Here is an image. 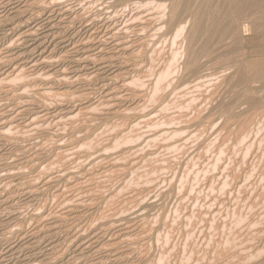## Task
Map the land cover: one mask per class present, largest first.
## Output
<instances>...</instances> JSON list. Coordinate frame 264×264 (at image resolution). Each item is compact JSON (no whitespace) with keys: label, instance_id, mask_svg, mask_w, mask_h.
I'll return each instance as SVG.
<instances>
[{"label":"bare ground","instance_id":"obj_1","mask_svg":"<svg viewBox=\"0 0 264 264\" xmlns=\"http://www.w3.org/2000/svg\"><path fill=\"white\" fill-rule=\"evenodd\" d=\"M88 7L93 8L90 9L95 11L93 13H88L91 12ZM247 35L259 38L264 37V0H0V264H127V260L131 259V255L135 251L139 253L142 249H145L144 247L139 251V248L144 245L138 248L140 244L137 243V238L134 239L138 237L137 235L141 237V234L145 231L143 229L146 225L144 227L142 226L143 228L141 227V220L143 217L134 212L128 216H125L126 214L123 216V213L130 209V205L133 204L135 207V204H138L140 200L138 197L139 195L135 196L138 198H122L123 200L120 202L119 200H121L120 197H122V195H120L119 199L116 193L117 199H119L118 204L116 203L114 205L112 203L113 205H109L107 202L114 191L121 187L119 183L120 186L117 185L119 187H117L116 190H112V184L118 183L122 178V180H124L125 177L127 178L128 173L135 170L132 169V166L141 160H138V158H130L131 160L129 162L126 161L127 165L123 163L120 164V161L128 160L131 154L136 153L138 147L135 141L138 135L134 139V136L138 134V132L135 135L132 134V140L134 139L137 145V147H133V144L131 145L133 142L130 139L131 135H126V133H128L126 132L127 126H132L136 123V125H138L139 121L146 116H144V114L143 117L140 116L142 112H144L143 110L141 111L140 108L143 107V101L146 100H143L145 95H143L141 91H138V89L134 90L130 86L134 83L136 84V82L139 83L140 86V82L142 83L144 79V75H142L144 68H141L143 65H141V63L146 61L144 65H149L154 59L153 56L157 54L156 45L166 41L170 42V44L174 43L176 46V48L174 47L175 50L171 48L172 53L169 52L171 53L170 57H168L169 55L167 56L173 66V70H171L172 68L170 66L171 73L172 71L177 72V79L172 87L173 90L189 87L191 89L195 88L198 91L199 87L208 86V84L211 85L213 84V80L220 79V82L217 83L218 85H213L212 91H207V96L204 94L206 99H210L208 100L210 104L211 101L215 103L217 97H221L218 99L219 101L215 104L212 103L210 106L209 116H207V114L202 117L198 116L194 120L192 117L191 120L193 121H189L191 122V125H189L190 127L188 126L185 129H192V132H194L196 131L195 128L202 125H210L212 121L210 117L216 115V111L220 109H229L227 115L223 117L225 121L233 116L235 117V115H242L246 111L257 110L259 105L262 104L263 106L264 103V56L255 58V56H250L248 54L249 52L246 49V43L249 41H247ZM168 46L170 48L171 45ZM151 50H153V53L155 52L152 56L150 55L153 58L152 60L148 57ZM158 55L157 57H160L161 53ZM167 57L165 55V59ZM155 59L157 58L155 57ZM162 59V62L165 61L164 58ZM165 64L166 62H164V65ZM154 65L150 66L154 68ZM160 66L159 68H161ZM154 70L152 69L151 72ZM224 71H228V73L223 74ZM156 72L159 73H156V77H158L154 82V88L156 87V82L159 86V81L165 79V77L168 79L170 74L168 67L167 69ZM149 73L147 72L148 75ZM147 74L145 77L147 76V78H153L155 80L156 77L153 76L154 74L151 73V78L148 77ZM22 79H25L26 82L19 84ZM168 81H166V83H168ZM15 82L18 83V86H15L16 88L13 87L14 85H11ZM163 82L165 83L164 80ZM150 84L153 85L151 82ZM165 84L163 86H165ZM152 85H150L151 88ZM146 86H148V84L145 85V87ZM31 87L34 90L29 93V95H26V90L29 88L32 90ZM134 87L135 85L133 88ZM161 88L160 86L156 91L158 89L161 90ZM148 89H150L149 86ZM148 89L147 92L149 91ZM169 89L168 87L165 90ZM173 90L171 89L170 91ZM145 92L144 94L147 93ZM161 92L163 93V89ZM178 92L180 93V91ZM159 93L160 92H158V97H160ZM147 94L150 95L149 92ZM152 95L150 98L148 97L149 100H151ZM164 97L165 96H163L162 100L166 102L165 99L168 95L165 99ZM169 97L171 99L170 95ZM197 98L199 100L198 96ZM159 99L156 101H159ZM202 99H204V97H202ZM161 101L159 107L164 103ZM166 104L168 105V103ZM243 105H246V108L240 110V107ZM157 107L156 105V108ZM152 108H155V106ZM137 110L141 111L140 115H138L139 112L137 113ZM150 111L153 112L152 110ZM259 111L262 110H258V112ZM145 113L147 114L146 111ZM261 113H263V111ZM219 114L220 117L223 116H221V113ZM149 115L150 112L147 116ZM244 116H246V114ZM250 116L253 117L251 114ZM247 117L248 116L245 118L248 119ZM245 118H242L243 121ZM75 119L80 120L78 121L80 125L77 127L73 126ZM217 119H219V117ZM113 121H121L119 123H122V121L125 122L122 124L126 125V127L124 125L126 131L123 130V126H121L122 129L119 128L120 125L118 124L119 127L116 129H121L120 135H122L123 138L129 136L125 139L129 138L130 140L128 139L123 143L129 141L130 144L125 143V146L129 144L131 148L128 145V148L125 149L124 146V149L116 152V154L108 155L105 153L108 152V148L110 149L112 147V145H109L108 141L111 144L114 139L111 140V138H109L110 140L107 139L108 141L104 139L108 144H104V142L103 147L99 146V148H92L93 146L91 143L93 142L90 143V141L93 140L91 138L96 132L99 131V134H102V131L100 132V127L106 124L110 125L109 123ZM181 121L182 120H180V122ZM245 121L244 122L247 123L248 120ZM146 122L148 121L146 120ZM150 123L153 124L152 122ZM70 124H72L73 127H71ZM183 124L186 125L185 122ZM183 124L182 127H185ZM68 125L71 128L68 129L66 137H63L61 135L63 133L60 132L66 129L64 126ZM139 125L136 127L134 126L135 130L132 129L133 126L128 129H132V132H136V128L142 126ZM145 125L148 126V124L144 122V126ZM175 125H177V123ZM241 125L239 126L240 130ZM110 126L112 127V125ZM115 127L116 126L112 127L114 128L112 129L113 131L109 130L116 135L119 132L114 133L116 130ZM157 127H159V124ZM105 128H108V126H105ZM193 128L195 129L194 131ZM163 129L164 128H162V130ZM142 130L146 131L144 129ZM186 132L187 131H185V133ZM15 133L21 135L29 134L28 142L25 143L24 140L27 139L22 138V136V142L15 138ZM104 133L106 134V132ZM104 133L102 135H104ZM108 133L110 132H107V134ZM124 133L126 136H123ZM97 134L98 133H96V135ZM163 134L165 133L163 132ZM13 135L14 138L12 137ZM108 136L110 135L108 134ZM111 136L114 135L111 134ZM171 136L173 137V135ZM49 137L55 139L54 147L52 146L53 148L51 150H49L47 146L45 147L47 149L43 147V141L48 140ZM140 137L142 136H139V138ZM144 137L145 136H143V138ZM239 137L242 136L240 135ZM95 138H97V136H95L94 139ZM117 139L118 141L124 140H119L120 137ZM49 141L51 142V138ZM93 141L100 142L98 138ZM179 141L177 140V142ZM153 143L155 146V142ZM174 143L176 142L174 141ZM172 144L173 143H171V145ZM97 145L94 146L97 147ZM171 145L167 144L165 146H170L171 148ZM179 145L182 144L179 143ZM183 145L181 148H185ZM200 145H202V143H200ZM121 146L118 147L121 148ZM176 146L180 147L178 144ZM82 147L84 148L81 151ZM85 147L87 149L91 147L89 149L93 150H85ZM167 147H165V149ZM116 148L117 147L114 149ZM120 148L117 149L119 150ZM79 149L81 152H79ZM162 149L163 148H161V150ZM152 150H154V148ZM148 151L150 153L152 152L149 149ZM174 151L175 150H172V153H174ZM167 152H169V150ZM144 153L146 154L148 152L146 151ZM154 153L155 152L151 153L152 156ZM148 154L146 155L148 156ZM156 155H154V157ZM66 159H70V161L73 160L70 162L73 164L82 161V165H80V167L77 165L78 167H76V164H71L72 167H70V163L67 162ZM159 159L161 160L162 158ZM174 159L176 158L174 157ZM100 162L105 163L104 166ZM154 162L155 164L157 163V161ZM177 162L178 161H176V163ZM96 163L102 164L103 167L95 171L96 166L94 165ZM149 163L151 164L152 162L150 161ZM165 163H167V161ZM173 164H175V162ZM73 166L75 167L73 168ZM93 166L95 167L94 171ZM146 166L148 167V165ZM150 166L151 167L148 168H152L154 171L153 168L155 166ZM142 167H145V165ZM169 167L170 166H168V169ZM133 168H137V166ZM170 170L172 169L170 168ZM157 171H160V169ZM165 171L163 170V172ZM111 175L122 178L117 180L118 178L115 177L113 181L116 182L113 183L112 180H110L113 179V177H109ZM177 175H179V173ZM138 177L139 175L137 178ZM108 178H110V181H106L112 184L110 183L111 191L110 189L109 191L106 189L108 192L106 193L104 188L107 184H103V180ZM175 179H177V176ZM98 180L102 182H98ZM149 180L153 181L154 178ZM121 183L123 184V181ZM141 183L143 182L141 181ZM150 184H153V182H150ZM107 186H109V184ZM128 186H130V184L126 187ZM124 188L123 186V191L126 189ZM144 188L147 187H143V189ZM140 189H138V191H143L142 187ZM175 190L177 191V189ZM145 191H147V189ZM151 192H153V189H151ZM134 193L136 195L138 192H135L134 189ZM144 193H140V195H144ZM149 194H151L150 191ZM149 194L147 192L146 195ZM201 197L203 198V196ZM113 198H115V196ZM110 199L112 200V197ZM111 202H113V200L110 201V203ZM204 204H206V202ZM138 205H136V208ZM155 207L156 205L150 202L139 207L138 210L141 211L146 208L151 210ZM196 209L198 210V207ZM146 221L145 224H147ZM135 223L136 225H134ZM157 227L160 226L158 225ZM154 228H152L153 231ZM153 231L151 230V232ZM148 235L151 234L148 233ZM151 236H153V238L156 237L155 235ZM132 237H134V242H132L133 240L130 241ZM146 237L149 238L147 234ZM146 237L144 240H146ZM138 242H140V240ZM153 242L151 244H153ZM137 244L138 246L136 248ZM149 248H151L150 244ZM154 253L153 251L151 255H154ZM175 253L177 254L178 252ZM147 254L151 257L150 253ZM136 255L138 254L136 253ZM169 255L170 257L176 256V258H178V255ZM139 256L140 257L137 256L136 261L134 259L133 261L138 264L147 262L145 256ZM253 259L255 260V258ZM250 261L253 262V260ZM129 262L131 263L132 260ZM257 264H264V259L260 262L257 261Z\"/></svg>","mask_w":264,"mask_h":264},{"label":"rangeland","instance_id":"obj_2","mask_svg":"<svg viewBox=\"0 0 264 264\" xmlns=\"http://www.w3.org/2000/svg\"><path fill=\"white\" fill-rule=\"evenodd\" d=\"M89 8V11L91 12H88V13H93L94 11L91 10L93 8L91 7H88ZM91 8V9H90ZM88 10V9H87ZM248 37V38H247ZM251 37V38H249ZM253 37V38H252ZM247 38V43H246V49L247 51L249 52L248 54L251 56H255L256 57H261V56H264V37H255V36H251V35H247L246 36ZM263 38V40H262ZM166 42V41H165ZM164 42V43H165ZM164 43H159V45H156L155 48L156 49V53L155 52L153 53L151 50V53L149 52L148 54V57L151 58V60L153 59L151 56L152 54H155L154 59L151 61V63H149V65H144L145 62L141 63L142 67L141 68H144L143 70V74L144 75V79L142 80V83L140 82V86H139V83L136 82V84H132V86H130L132 89L136 90L138 89V91H141L143 93L144 98L143 100V107L140 108V110L144 111L142 112L141 114V111L140 110H137V113L138 115L142 116L143 117V114L145 117L142 118V120H145V121H139L138 125L141 126L140 128L137 127L136 128V132H132L133 130H135L134 126H138V125H132V126H127L129 129L132 128L131 130H129L128 128L126 129V125L124 127V125L122 123H125L124 121H122V123H119L121 121H113L111 123H109L110 125H112V127L116 126L115 129L117 127H119L118 125H120L119 128H121V126L124 127L123 130H125L126 132V135L130 134L131 136V140H132V134H136L138 132V134H136L134 136V139L136 138V136L138 135V140L135 139V142L134 139L131 141V145L133 147H137V151L136 153H133L131 154V156H129V159L128 160H122L120 161V164L123 163L124 165L126 164V161H130L131 159H141L137 162V164H135L134 166H137V168H133L134 166H132V169H135L133 172H129L128 173V176L127 178L125 177V181L122 180L123 178L122 177H119V178H122L121 180H119L118 177H116L115 175H111L109 176L110 178L113 177V179H105L103 180V184H109V186H105L104 188V191L106 193L107 190L111 191V184L108 183V181L106 180H112V182H116V181H113L114 178H118L117 180L118 183L116 182V184H112V190H116L117 187H120L117 188L116 191H114V193L109 197V201L108 204L111 205L112 203L115 205L116 203L118 204V202H122L123 199L125 198H132V197H135V196H138L139 197V202L138 204L136 203L135 204V207L133 205H130V210L126 211L125 213H123V216H128L130 214H132L133 212L136 213V214H139L141 215L143 218L141 220V227L145 226L146 227L143 229L145 230L144 233L141 234V237L140 235H137L138 237H132L130 241L134 242V239L136 240H140V242L137 241L138 244H140L138 246V244L136 245V248L138 246V248L141 246V245H144L143 247L141 246L139 248V251L141 250V248H144L145 249H142L141 252L145 250V254L141 253V252H137L135 251L132 255H131V259L127 260V264H138L137 262H134L133 259L136 261L137 260V256L140 257L139 255H143V257L145 256L147 259V262H143V264H257V261H261L264 259V103H263V106L262 104L259 105L258 109L257 110H253V111H246L244 112L243 114L246 116H248L246 119L243 114L241 115H235V117H231L230 119L228 120H223L227 113H228V110L227 108H224L223 109H220L219 111H216V115H213L210 117V119L212 120L211 121V124L210 125H202L198 128H195L196 131H194L195 129L193 128V131L195 132H192V129H185L187 128L189 125H191L190 123L196 119V117L198 116H209V111H210V106L212 105V103H214L213 101H211V104H210V99H206L205 96H207L208 94V90L212 91L211 89L216 86L217 83L220 82V79H216V80H213V84L209 85L208 86H204V87H199V90L197 91L195 88L194 89H191L189 87H185V88H182L180 90H173V86H174V83L177 79V72H173L171 73V70H173V66H172V62L169 61V58L170 57V54L172 53V49H174V47L176 48L175 44L172 43L170 44V42H166L165 45ZM168 43V44H167ZM254 44V45H253ZM165 47H164V46ZM168 45H171L170 48ZM248 45V47H247ZM253 45V46H252ZM159 46V47H158ZM161 48L164 47V48ZM167 48V49H166ZM169 48V49H168ZM172 48V49H171ZM161 49V50H160ZM166 49V50H164ZM165 51V52H160V51ZM175 50V49H174ZM250 50V51H249ZM159 51V52H158ZM171 52V53H169ZM161 53L160 57H157L159 56L158 54ZM163 53V54H162ZM165 53V54H164ZM166 53H169V54H166ZM151 55V56H150ZM165 55H166V59H165ZM164 56V57H163ZM155 57L157 59H155ZM162 58H164L165 61L162 62ZM159 62H158V61ZM161 60V62H160ZM164 62H166V64L164 65ZM159 63V64H157ZM163 66H162V64ZM169 63V64H168ZM174 63V62H173ZM155 64V65H154ZM161 64V66H160ZM150 65H154V68L153 66H150ZM157 66V67H156ZM159 66L162 68H159ZM165 66V67H164ZM170 66H171V70H170ZM147 67V68H146ZM151 69H150V68ZM164 67V68H163ZM167 67L169 68V76L171 77V80H170V77L168 76V79H166L167 77H165V79H162L161 81H159V86H158V83L156 85L155 83V88H154V82L156 81L157 77L156 75L159 73V72H156V71H162L164 69H167ZM149 68V70H148ZM154 70L151 72V70ZM158 69V70H157ZM150 71V73H149ZM145 72L147 74V72L149 73L148 77H152L151 75L154 74L153 76L156 77L155 80L152 78V79H149L147 78V76L145 77ZM155 72V73H154ZM152 73V74H151ZM157 73V74H156ZM227 74L228 71H224L223 74ZM174 76V77H173ZM146 80V81H145ZM149 80V81H148ZM163 80L165 81H168V83H164ZM148 81V82H147ZM19 82V81H18ZM24 82H26L25 79H22V81L20 80V83L19 84H23ZM147 82V83H146ZM153 83L152 84H150ZM161 82V83H160ZM16 84V85H15ZM149 86L150 89H148V86L145 87V85ZM152 85V88L150 87V85ZM165 84V86H163ZM168 84V85H167ZM169 84H172V85H169ZM14 88H16L18 86V83H12L11 84ZM135 85V87L133 88V86ZM214 85V86H213ZM218 85V84H217ZM255 85V84H254ZM253 85V86H254ZM16 86V87H15ZM144 86V87H142ZM158 86V87H157ZM160 86L162 87L161 90H157L158 92H160V97H158V92L156 91L157 88H160ZM171 86V87H170ZM166 87V88H165ZM170 88L169 90H165L167 88ZM207 87V88H206ZM35 88V87H33ZM144 88V89H143ZM149 90V94L148 95L147 93V89ZM201 88V89H200ZM32 89V87H31ZM143 91H142V90ZM163 89V93L161 92ZM173 90V91H170V90ZM198 89V88H197ZM30 88L28 90H26L25 94L29 95V93H31L34 89L30 90ZM183 95L182 94V92ZM187 90V91H186ZM196 90V91H195ZM205 90V91H203ZM147 93H146V92ZM155 91V92H154ZM175 91V92H174ZM180 91V93L178 92ZM185 91V92H184ZM208 91V92H207ZM144 92L146 94H144ZM169 94H168V93ZM172 92V93H171ZM180 94V95H177L176 94ZM200 92V93H199ZM207 92V93H205ZM167 93V94H166ZM171 93V94H170ZM190 93V94H189ZM153 94V95H152ZM156 94V95H155ZM167 96L168 97L165 99L166 102H164L162 99H163V96ZM187 94V95H186ZM202 94V95H201ZM204 94H206L204 96ZM257 94V93H255ZM147 95V96H146ZM152 95V98L151 100L148 99V97L150 98ZM169 95L171 96V99L169 97ZM183 95V96H181ZM190 95V96H189ZM201 95V96H200ZM176 96V97H175ZM179 96V97H178ZM185 96V97H184ZM197 96L199 97V100L197 98ZM147 97V98H145ZM162 97V98H161ZM175 97V99H174ZM202 97H204V99H202ZM154 98V99H153ZM162 100H160V99ZM169 98V99H168ZM179 98V99H178ZM221 98L220 96L217 97V101H219L218 99ZM159 101H156L158 100ZM168 99V100H167ZM174 99V100H173ZM178 99V100H177ZM187 99V100H186ZM193 99V100H192ZM202 101H201V100ZM224 99V98H223ZM149 100V101H148ZM153 100H154V104L153 103ZM151 101V102H150ZM156 101V102H155ZM161 102H164L162 104V108L159 107V103ZM180 101V102H179ZM188 101V102H187ZM190 101V102H189ZM146 102V103H144ZM150 102V103H149ZM158 102V104H157ZM215 102V103H216ZM148 103H149V107L147 109V106H148ZM168 103V105L166 104ZM170 103V104H169ZM186 103V104H185ZM204 103V104H203ZM214 103V104H215ZM202 104V105H201ZM213 104V105H214ZM156 105L158 106L156 108ZM167 105V106H166ZM179 105V106H178ZM193 105V106H192ZM155 106V108H152V107ZM166 106V108H165ZM196 106V107H195ZM198 106V107H197ZM262 107V108H261ZM146 108V110H145ZM160 108H161V111H160ZM165 108V109H164ZM204 108V109H203ZM241 108V109H240ZM239 109L240 110H243V108H246V105H243L242 107H240ZM159 109V110H158ZM164 109V110H163ZM197 109V110H196ZM199 109V110H198ZM203 113H201V111ZM206 109V110H205ZM150 110H152L153 112H151ZM191 110V111H190ZM223 110V111H222ZM258 110H262L263 113H261L262 111H259ZM145 111L147 112V114L145 113ZM159 113H157V112ZM167 111V112H166ZM200 111V112H198ZM257 111V112H256ZM99 112V110H98ZM150 112V115L147 116ZM176 112V113H175ZM185 112V113H184ZM208 112V113H207ZM221 113V116L220 117V114ZM225 112V113H224ZM252 112V113H250ZM136 113V114H137ZM153 113V114H152ZM157 115H156V114ZM166 113V114H165ZM184 113V114H183ZM196 113V114H195ZM155 114V115H154ZM248 114V115H247ZM253 115L252 116H250ZM132 115V114H131ZM160 115V116H159ZM168 115V116H167ZM196 115V116H195ZM258 115V116H257ZM260 115V116H259ZM152 116V117H151ZM183 116H184V119H183ZM250 116V118H249ZM149 117V118H148ZM157 117V118H156ZM166 117V118H165ZM179 119H178V118ZM193 117V120H191ZM219 117V119H217ZM147 118V119H146ZM152 118V120H151ZM181 118V119H180ZM242 118H245V120H248L247 123H245L243 121ZM256 120H255V119ZM75 119V123H74V127H77L78 125H80V123L78 121L80 120H77ZM146 120L148 122H146ZM150 120V121H149ZM180 120H182L180 122ZM186 120V121H185ZM188 120V121H187ZM191 120V122H189ZM225 121V122H224ZM243 121V123H242ZM252 121V122H251ZM255 121V122H253ZM257 121V122H256ZM259 121V122H258ZM77 122V123H76ZM144 122L145 124H148V126H144ZM150 122H152L153 124H151ZM172 122V123H171ZM185 122L186 125H184L183 123ZM189 122V123H188ZM214 122V123H213ZM224 122V123H223ZM241 122V124H240ZM249 122V123H248ZM251 122V123H250ZM79 123V124H78ZM114 123V124H113ZM155 123V124H154ZM177 123V125L175 124ZM245 123V124H244ZM73 124V123H72ZM72 124H70L71 127ZM118 124V125H117ZM159 124V127H157ZM182 124L183 126L185 127H182ZM188 124V125H187ZM248 124V126H247ZM251 124V125H250ZM76 125V126H75ZM110 125L106 124V125H103V127H100V132L103 134L104 132H110L108 133L110 136H108V134L106 135L104 133V135L102 134H99V131L96 132L98 133L96 135V133L94 134V136L91 138L93 140H96L98 138V141H90L93 142L91 143V146L92 148H99V146H102L104 144H108L109 145H112V147L109 150L107 149V153L105 154H116V152L118 151H121L124 149V146H125V143H129L128 142H125L123 143L124 141H127L128 139H125L129 136H126L125 133L123 134V136L125 135L126 137H122V135H120V132H121V129H116L114 131V133L116 132H119L117 133L116 136L115 134H113L111 131H113L112 128ZM157 125V126H156ZM179 125V126H178ZM226 125V126H225ZM241 125V130H240V126ZM246 125V126H245ZM69 125L68 126H64V128H66L65 130L61 131L60 133H63L61 134L63 137H66V134H68V129H70ZM105 126L108 128H105ZM144 126V127H143ZM154 128H153V127ZM165 126V127H164ZM245 128H244V127ZM143 127V128H142ZM146 127V129H145ZM190 127V126H189ZM202 127V128H201ZM212 127V128H211ZM226 127V129H225ZM239 127V128H238ZM146 130V131H143L142 129ZM152 128V129H150ZM162 128H164L162 130ZM238 128V129H237ZM244 128V129H243ZM262 128V129H261ZM107 131H105V130ZM111 131H110V130ZM140 129V130H139ZM149 129H150V133H149ZM182 129V130H181ZM210 129V130H209ZM218 129V130H217ZM243 129V130H242ZM67 130V131H66ZM109 130V131H108ZM152 130V131H151ZM171 130V131H170ZM181 130V131H180ZM216 130V131H215ZM258 130V131H257ZM67 133H66V132ZM131 133H130V132ZM143 131V132H142ZM148 131V132H147ZM162 131V132H161ZM165 131H168V132H165ZM184 131V132H183ZM185 131H187L185 133ZM140 132V133H139ZM142 132V134H141ZM147 132V133H146ZM152 132V133H151ZM163 132L166 134H163ZM179 132V133H178ZM182 132V133H181ZM190 132V133H189ZM198 134H197V133ZM20 133V132H19ZM144 133V134H143ZM158 133V134H157ZM160 133V134H159ZM173 135V137L170 135ZM174 133V134H173ZM186 135H185V134ZM239 133V134H238ZM13 134V133H12ZM11 134V135H12ZM114 135V136H111ZM147 134V135H146ZM163 134V135H162ZM191 134V135H189ZM228 134V135H227ZM230 134V135H229ZM237 134V135H236ZM10 135V137H11ZM15 138L21 140V136L22 138H25L27 140H24V142H28V135L29 134H18V133H15ZM14 135L12 136L14 138ZM103 137H102V136ZM149 135V136H148ZM154 137H153V136ZM175 135V136H174ZM183 135V136H181ZM210 135V136H209ZM214 135V136H213ZM242 136V137H239V136ZM25 136V137H24ZM97 136V138L94 139V137ZM99 136V137H98ZM139 136H142L139 138ZM143 136H145V140L143 138ZM186 137L185 139L184 138H180V137ZM220 136V137H219ZM260 136V137H259ZM105 137V138H104ZM107 137V138H106ZM116 137V138H114ZM119 140L121 139H124L123 141H118L117 138H119ZM149 137V138H148ZM180 141H179V139ZM188 137V138H187ZM51 138V142L49 141ZM103 138V139H101ZM109 138L114 139L112 140L113 142H110L108 140H110ZM148 138V140H147ZM158 140H157V139ZM179 142H177V140ZM194 140H193V139ZM197 138V140H196ZM217 138V139H216ZM233 138V139H232ZM239 138V139H238ZM107 140V141H104ZM116 139V141H115ZM129 139V140H130ZM142 139V140H141ZM173 139V140H172ZM191 139V140H190ZM54 138L52 137H49L48 140H45L43 141V147L44 149H47L45 148L46 146L49 147V150H51L53 147H54ZM141 140V141H140ZM165 140V141H164ZM182 140V141H181ZM186 143H185V141ZM213 140V141H212ZM220 140V141H219ZM223 140V141H222ZM240 140V141H239ZM103 141V142H102ZM140 141V142H138ZM144 141V142H143ZM164 141V143H163ZM172 141V142H171ZM174 141L176 143H174ZM184 141V142H183ZM237 141V142H236ZM48 142V143H47ZM105 142V143H104ZM116 144H115V143ZM122 142V144H121ZM143 142V143H142ZM151 142V143H150ZM155 142V146H159L158 148L154 146V143ZM161 144H160V143ZM167 142V143H166ZM170 144H169V143ZM191 142V143H190ZM222 142V143H221ZM95 143V144H94ZM98 145H97V144ZM102 145H101V144ZM104 143V144H103ZM120 143V145H119ZM137 145H136V144ZM141 143V144H140ZM166 143V144H165ZM171 143H173V147L171 145ZM179 143H181L183 146H185V148H181L182 145H179ZM197 143V144H196ZM200 143H202V145H200ZM219 143V144H218ZM225 143V144H224ZM235 143V144H234ZM239 143V144H238ZM46 144V145H45ZM100 144V145H99ZM115 144V145H114ZM130 144V143H129ZM128 144V145H129ZM136 146H135V145ZM140 144V145H139ZM151 144V145H150ZM171 145V148L170 146H165V145ZM178 144V146L180 147H177L176 145ZM45 145V146H44ZM94 145H97L94 146ZM109 145H105V146H109ZM122 145V146H121ZM127 145V146H128ZM131 145H129V147L131 148ZM145 145V146H144ZM150 145V146H149ZM187 145V146H186ZM192 145V146H191ZM217 145V146H216ZM53 146V147H52ZM118 146H121L118 147ZM127 146H125V149L128 148ZM154 146V147H153ZM163 146V147H162ZM197 146V147H196ZM248 146V147H247ZM91 147H88L91 148ZM115 147L117 148H120L119 150L117 149H114ZM147 147V148H146ZM149 147V148H148ZM152 147V148H151ZM163 148L161 150V148ZM165 147H167L165 149ZM201 147V148H200ZM216 147V149H215ZM84 147L81 148V151L83 150ZM139 148V149H138ZM143 148V149H142ZM151 148V149H150ZM154 148V150H152ZM169 148V149H168ZM178 148V149H176ZM219 148V149H218ZM86 147H85V150H88ZM149 150H151L152 152H155L154 155H156L154 157V155L152 156V152L150 153ZM160 149V150H159ZM169 152H167L168 150ZM175 150L174 153H172V150ZM237 149V150H236ZM90 150V149H89ZM93 150V149H92ZM90 150V151H92ZM115 152H114V151ZM140 150V151H138ZM182 150V151H180ZM193 150V151H192ZM250 150V151H249ZM80 149H79V152H81ZM142 151V152H141ZM148 152L146 154H148V156L144 153V152ZM178 151V152H177ZM114 152V153H112ZM157 152V153H156ZM163 152V153H162ZM180 152V153H179ZM214 152V153H213ZM236 152V153H235ZM248 152V153H247ZM251 152V153H250ZM256 154H255V153ZM144 153V154H143ZM172 153V154H171ZM177 153V154H176ZM179 153V154H178ZM199 155L197 156L196 155ZM208 153V154H207ZM136 154V156H135ZM142 156H146V157H142ZM164 154V156H163ZM181 154V155H180ZM186 154V155H185ZM210 154V155H209ZM250 154V155H249ZM254 154V155H253ZM140 155V156H139ZM173 155V156H172ZM175 155V156H174ZM202 155V156H201ZM139 156V157H138ZM153 158H152V157ZM159 156V157H158ZM184 156V157H183ZM194 156V157H193ZM209 156V157H208ZM256 156V157H254ZM133 157V158H132ZM142 157V158H141ZM158 157V158H157ZM170 157V158H169ZM173 157V158H172ZM174 157L176 159H174ZM181 157V158H180ZM196 157V158H195ZM198 157V158H197ZM208 157V158H207ZM222 157V158H221ZM131 158V159H130ZM145 158V159H144ZM156 160H155V159ZM159 158H162L161 160ZM213 160H212V159ZM143 159V160H142ZM149 159V160H148ZM154 159V160H152ZM171 159V160H169ZM186 159V160H185ZM200 159V160H199ZM207 159V160H206ZM231 159V160H230ZM159 160V161H158ZM175 160V161H174ZM204 160V161H203ZM67 162H72L73 160L70 161V159H66ZM145 161V162H144ZM148 161V163H147ZM152 162L151 164L149 162ZM154 161H157V163L155 164ZM160 161H163V162H160ZM167 161V163H165ZM173 161V162H172ZM176 161H178L176 163ZM197 161V162H196ZM199 161V162H198ZM141 162V163H140ZM171 162V163H170ZM175 162V164H173ZM103 164V162H100ZM140 163V164H138ZM145 163V164H144ZM170 163V165H169ZM192 163V164H191ZM199 163V164H198ZM75 165L76 167H80V165H82V161H80V163L76 162L75 164L73 163H70V167H72V165ZM97 164V165H96ZM94 166H96V168L93 166V171H94V168H95V171H97L98 169H100L102 166V164H99V163H96ZM122 164V165H123ZM161 164V166H160ZM163 164V165H162ZM168 164V165H167ZM199 166H197V165ZM78 165V166H77ZM100 167H99V166ZM127 165V164H126ZM139 165V167H138ZM143 165H145V167H142ZM146 165H148V167H151L150 165H153L155 166L153 169L154 171L152 170V168H148ZM159 165V166H157ZM166 165V167H165ZM175 165V166H174ZM69 166V165H68ZM73 166V168L75 167ZM98 166V168H97ZM152 166V167H153ZM168 166L169 169H168ZM173 168H172V167ZM190 166V167H189ZM197 166V167H196ZM140 167H142L141 169H139ZM160 167V168H158ZM165 167V168H163ZM178 167V168H177ZM181 167V168H179ZM218 167V169H217ZM158 168V169H157ZM167 170L165 172H163V170ZM170 168L173 170H170ZM212 168V169H210ZM214 168V169H213ZM97 169V170H96ZM151 171H150V170ZM162 171H157L159 170ZM145 170V171H144ZM169 170V171H168ZM178 170V171H177ZM190 170V171H189ZM138 171V172H136ZM144 171V172H143ZM148 171V172H146ZM195 171V172H194ZM202 171V172H201ZM158 172V173H156ZM168 172V173H167ZM175 172H176V175H175ZM184 172V173H183ZM214 172V173H213ZM137 173V175H136ZM140 173V174H139ZM173 173V174H172ZM179 173V175H177ZM192 173V174H191ZM149 174V175H148ZM158 174V175H157ZM132 175V176H130ZM139 175V177L137 178V176ZM143 175V176H142ZM146 175V176H145ZM157 175V177H156ZM170 175V176H168ZM199 175V176H197ZM145 176V177H144ZM177 176V179H175V177ZM184 176V177H183ZM224 176V177H223ZM133 178V181H132V178ZM143 177V179H142ZM166 177H169V178H166ZM183 177V178H182ZM210 177V178H209ZM131 178V179H130ZM136 178H137V181H136ZM146 178V179H144ZM153 179L154 180H149V179ZM181 178V179H180ZM195 178V179H194ZM198 178V179H197ZM209 178V179H208ZM227 178V179H226ZM130 182H129V180ZM135 179V180H134ZM148 179V180H147ZM214 179V180H213ZM219 179V180H218ZM109 180V181H110ZM116 180V179H115ZM192 180V181H191ZM195 180V181H194ZM123 181V184L121 183ZM136 181V182H135ZM141 181L143 183H141ZM148 181V182H147ZM153 184H150V182ZM182 181V182H181ZM206 181V182H205ZM216 181V182H215ZM98 182H102L101 180ZM156 182V183H155ZM160 182V183H159ZM202 182V184H201ZM120 183V185H119ZM138 183V184H137ZM140 183V184H139ZM148 183V184H146ZM159 183V184H158ZM185 183V184H184ZM195 183V184H194ZM216 183V184H215ZM129 185L128 187H126L125 185ZM133 184V185H131ZM137 184V185H136ZM156 184V185H155ZM161 184V185H160ZM119 185V186H117ZM126 188H124L126 191L128 189V191L126 192L125 190L123 191V186ZM137 187H136V186ZM149 187H148V186ZM153 185V186H152ZM158 185V186H157ZM171 185V186H170ZM192 185V186H191ZM204 185V186H203ZM133 186V187H132ZM152 186V188H151ZM156 186V187H155ZM189 186V187H188ZM212 186V187H211ZM214 186V187H213ZM109 187V188H107ZM142 187V190L143 191H138V189H140ZM143 187H147V188H144ZM155 187V189H154ZM158 187V188H157ZM166 187V188H165ZM176 187V188H175ZM188 187V188H187ZM203 187V189H202ZM208 189H207V188ZM122 188V189H121ZM132 190H131V189ZM107 189V190H106ZM119 189V190H118ZM134 189H135V192H138L134 193ZM137 189V190H136ZM147 189V191H145ZM151 189H153V192H151ZM170 189V190H169ZM177 189V191L175 190ZM185 189V190H184ZM187 189V190H186ZM131 192H130V191ZM141 190V189H140ZM155 190V191H154ZM169 190V191H168ZM207 190V191H206ZM118 191V192H117ZM122 191V192H121ZM149 191L151 194H149ZM164 191V192H163ZM171 191V192H170ZM184 193H183V192ZM113 192V191H112ZM145 192V193H144ZM148 192L149 195H146ZM155 192V193H154ZM162 192V193H161ZM198 192V193H197ZM111 193V192H109ZM118 195V198L120 197V195H122L121 200L117 199V195ZM120 193V194H119ZM123 193V194H122ZM132 195H130V194ZM140 193H144L140 195ZM169 193V194H168ZM175 193V194H174ZM187 193V194H186ZM202 193V194H201ZM206 193V194H205ZM126 194V195H125ZM129 194V195H128ZM134 194V196H133ZM168 194V195H167ZM183 194V195H181ZM193 194V195H192ZM143 195V196H142ZM146 195V196H145ZM163 195V196H162ZM167 195V196H166ZM181 195V196H180ZM115 196V198H113ZM131 196V197H130ZM141 196V198H140ZM162 196V197H161ZM203 196V198L201 197ZM112 197V200L113 202L110 203V201H112L110 198ZM138 197H135V198H138ZM147 197V198H146ZM165 197V198H164ZM123 198V199H122ZM116 199V200H115ZM115 200V201H114ZM119 200V201H118ZM186 200V201H185ZM199 200V201H198ZM117 201V202H116ZM209 201V202H208ZM150 202H153L156 207L153 209H149V208H146L145 210L142 209L141 211L138 210L139 207H142L144 205H146L147 203H150ZM196 202V203H195ZM206 202V204H204ZM175 203V204H174ZM194 203V204H193ZM112 204V205H113ZM162 204V205H161ZM167 204V205H166ZM187 204V205H186ZM189 204V205H188ZM108 205V206H109ZM136 205L137 208H136ZM170 205V207H169ZM195 205V206H194ZM163 207V208H162ZM172 207V208H171ZM191 207V208H190ZM198 207V210L196 209ZM135 208V209H134ZM236 208V210H235ZM167 209V210H166ZM194 209V210H193ZM204 209V210H203ZM165 210V212H164ZM171 212H170V211ZM200 210V211H199ZM203 210V211H202ZM135 211H138V212H135ZM140 211V212H139ZM143 211V212H142ZM162 211V212H161ZM201 212V213H200ZM203 212V213H202ZM206 212V213H204ZM237 212V213H236ZM146 213V214H145ZM196 213V214H195ZM144 214V216H143ZM203 214V215H202ZM210 214V216H209ZM158 215V216H157ZM208 215V216H207ZM213 215V216H212ZM218 215V217H217ZM161 216V217H160ZM169 216V217H168ZM176 216V218H175ZM198 217V218H197ZM148 218V219H147ZM203 218V219H202ZM205 218V219H204ZM207 218V220H206ZM211 220H210V219ZM158 219V220H157ZM164 219V220H163ZM173 219V220H172ZM175 219V220H174ZM198 219V220H197ZM147 220V221H146ZM150 220V221H149ZM161 220V221H160ZM224 220V221H223ZM145 221L147 224H145ZM153 221V222H152ZM157 221V222H156ZM166 221V222H165ZM168 221V222H167ZM212 221V222H211ZM214 221V222H213ZM226 221V222H225ZM178 222V223H176ZM207 222V223H206ZM164 223V225H163ZM166 223V225H165ZM193 223V224H192ZM205 223V224H204ZM210 223V224H209ZM240 223V224H239ZM138 224V223H137ZM160 227H157L158 225ZM203 226H202V225ZM136 225V223L134 224ZM148 225V227H147ZM218 225V226H217ZM228 225V226H227ZM181 226V227H180ZM191 226V227H190ZM198 226V227H196ZM142 227V228H143ZM154 228V231L152 228ZM176 227V229H175ZM178 227V229H177ZM180 227V229H179ZM194 227V228H193ZM203 227V228H202ZM208 227V228H207ZM217 227V228H216ZM221 227V228H220ZM147 228V230H146ZM159 228V229H158ZM200 228V229H199ZM206 228V229H205ZM223 228V229H222ZM151 229L153 232H151ZM156 229V230H155ZM168 229V230H167ZM183 229V230H182ZM175 230V231H174ZM177 230V231H176ZM180 230V231H179ZM182 230V231H181ZM197 230V231H196ZM213 232H212V231ZM147 231V233H146ZM221 231V232H220ZM158 232V233H157ZM185 232V233H184ZM189 232V233H188ZM204 232V233H203ZM208 232V233H207ZM212 232V233H211ZM225 232V233H224ZM148 233H150L151 235H155L153 238V236L151 235H148ZM187 233V235H186ZM200 233V234H199ZM222 233V234H221ZM224 233V234H223ZM145 234V235H144ZM146 234L149 238L146 237ZM192 234V235H191ZM196 234V236H195ZM199 234V235H198ZM221 234V235H220ZM143 235V236H142ZM202 235V236H200ZM172 236V237H171ZM186 236V237H184ZM193 236V237H192ZM221 238H220V237ZM144 237V238H143ZM146 237V240H144ZM201 237V238H200ZM134 238V239H133ZM194 238V239H193ZM200 238V239H199ZM205 238V239H204ZM219 238V239H218ZM227 238V239H226ZM142 239V240H141ZM149 241H148V240ZM152 239V240H151ZM190 239V240H189ZM197 239V240H196ZM177 240V241H176ZM185 240V241H184ZM189 240V241H188ZM193 240V242H192ZM216 240V241H215ZM227 240V241H226ZM147 241V242H146ZM151 241V242H150ZM154 241V242H153ZM179 241V242H178ZM195 241V242H194ZM200 241V242H199ZM226 241V242H225ZM145 242V243H144ZM153 242V244H151ZM176 242V243H175ZM220 242V243H219ZM180 243V245H179ZM189 243V244H188ZM198 243V244H197ZM146 244V245H145ZM148 244V245H147ZM149 244L151 246V248H149ZM156 244V245H155ZM207 244V245H206ZM226 244V245H225ZM231 244V245H230ZM177 245V246H176ZM191 245V246H190ZM225 245V246H224ZM135 246V245H134ZM147 246V247H146ZM153 246V247H152ZM188 246V247H187ZM197 246V247H196ZM224 246V247H223ZM230 246V247H229ZM234 246V247H233ZM177 247V248H176ZM192 247V248H191ZM228 247V248H227ZM233 247V248H232ZM259 247V248H258ZM189 248V249H188ZM230 248V249H229ZM258 248V249H257ZM149 251H147V250ZM152 249V250H151ZM187 249V250H186ZM138 250V249H136ZM196 250V251H195ZM257 250V251H256ZM259 250V251H258ZM261 250V251H260ZM153 251L155 252L154 255H151L153 253ZM181 251V252H180ZM193 253H192V252ZM195 251V252H194ZM152 252V253H151ZM175 252H178L177 254ZM136 253L138 255H136ZM147 253H150L151 257L149 256V254ZM190 253V254H189ZM178 255L176 258V256H172L170 257V255ZM210 254V255H209ZM227 254V255H226ZM135 255H136V258H135ZM162 255V257H161ZM251 255V256H250ZM133 256V258H132ZM155 256V257H154ZM190 256V258H189ZM182 257V258H181ZM209 257V258H207ZM151 258V260H150ZM155 258V259H154ZM176 259V262H175V259ZM189 258V259H188ZM193 258V259H192ZM196 258V259H195ZM255 258V260L253 259ZM263 258V259H262ZM173 259V260H172ZM178 259V260H177ZM182 259V260H181ZM213 259V260H212ZM223 259V260H222ZM258 259V260H257ZM132 262L130 263L129 261ZM145 260V261H146ZM180 260V262H179ZM190 260V261H189ZM250 260H253L250 261ZM151 261V262H150ZM153 261V262H152ZM171 261V262H170ZM220 261V262H219ZM246 262V263H245Z\"/></svg>","mask_w":264,"mask_h":264}]
</instances>
